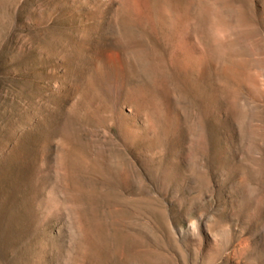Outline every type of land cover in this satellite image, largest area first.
Here are the masks:
<instances>
[{
	"label": "rangeland",
	"instance_id": "1",
	"mask_svg": "<svg viewBox=\"0 0 264 264\" xmlns=\"http://www.w3.org/2000/svg\"><path fill=\"white\" fill-rule=\"evenodd\" d=\"M0 264H264V0H0Z\"/></svg>",
	"mask_w": 264,
	"mask_h": 264
},
{
	"label": "bare ground",
	"instance_id": "2",
	"mask_svg": "<svg viewBox=\"0 0 264 264\" xmlns=\"http://www.w3.org/2000/svg\"><path fill=\"white\" fill-rule=\"evenodd\" d=\"M111 89L112 91L115 93V94H118V85L117 83H113L112 86H111Z\"/></svg>",
	"mask_w": 264,
	"mask_h": 264
}]
</instances>
